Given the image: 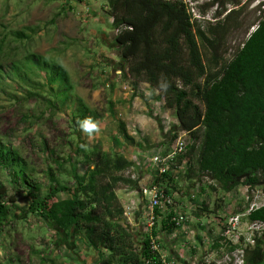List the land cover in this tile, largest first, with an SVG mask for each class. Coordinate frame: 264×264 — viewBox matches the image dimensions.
<instances>
[{
	"label": "rangeland",
	"instance_id": "rangeland-1",
	"mask_svg": "<svg viewBox=\"0 0 264 264\" xmlns=\"http://www.w3.org/2000/svg\"><path fill=\"white\" fill-rule=\"evenodd\" d=\"M226 1L231 10L244 3L248 5L239 20L240 25L232 30L221 50L223 59L229 61L256 27L257 6L261 0ZM237 1L239 3L234 5ZM198 2L200 11L205 14L207 2ZM107 4L108 0H0V46L4 55L0 63L15 62L19 66L15 72L6 66L9 72L0 77V139L25 161L28 182L15 185L10 182L11 176L3 173L9 195L16 202L14 205L8 200L5 202L9 216L0 222V264H96L99 253L88 248L79 233H64L47 224L41 214L29 212L31 195L44 197L55 185L54 178L60 185L73 188V168L82 174L87 158L93 164L104 153L122 155L134 162L135 169L122 175L132 179L139 177V186H149L155 176V171L149 168V158L159 151L169 152L173 147L174 142H165L164 135L177 125L174 113L164 108L157 90L146 83L134 85L119 69V54L114 48L116 31L110 26L112 20L107 15ZM18 32H23L26 38L18 37ZM202 51L207 58L206 49L202 47ZM30 54L43 56L65 68L68 81L60 85L93 112L94 130L85 132L81 127L76 130L72 122L76 105H71V98L60 99L58 104L62 110L56 111L50 110L42 97L30 95L29 91H33L49 98L44 72L35 70L25 61ZM10 76L16 79L26 76L38 85L22 81L18 85L9 80ZM118 120L127 123L131 136L142 149L123 141L117 132ZM187 140L190 142L189 135ZM188 162L186 158L180 163L181 168L173 175L174 182L167 180V186L190 217H194L199 208H209L210 213L202 212L204 219L197 223V228L189 225L191 218L183 231L178 228L174 233L160 234L162 248L171 259L182 254L184 259L180 264L200 260L240 264V252L227 247L220 255L211 253L210 244L213 237L222 234L219 220L243 211L246 187L239 186L231 193L218 188L213 191L211 186L215 184L208 178L186 177ZM131 191L137 190L119 185L116 193L122 206ZM261 194L264 189L258 188L256 195ZM69 195L59 193L53 200ZM132 196L140 202L137 194ZM141 207L129 222L124 221L135 234L137 247L143 234L141 221L135 222L134 218L140 210L145 212L146 206Z\"/></svg>",
	"mask_w": 264,
	"mask_h": 264
},
{
	"label": "trees",
	"instance_id": "trees-1",
	"mask_svg": "<svg viewBox=\"0 0 264 264\" xmlns=\"http://www.w3.org/2000/svg\"><path fill=\"white\" fill-rule=\"evenodd\" d=\"M219 1L207 3L205 12ZM226 4V0L221 4L224 11ZM244 5L231 10L218 23L205 25L192 19L183 0H108L107 4L110 26L116 31L114 48L119 54L120 71L134 85L146 83L157 90L164 108L174 113L177 125L166 132L165 142H175L179 133L189 135L187 154L179 158V163L189 159L186 177L208 178L215 184L211 186L213 191L218 188L225 193L239 186L264 189V0L258 2L255 30L232 59L224 60L221 51L232 30L240 25L248 7ZM251 27L248 26V31ZM17 36L26 38L23 32ZM202 47L209 54L207 58ZM3 56L0 46V61ZM25 61L44 72L49 98L33 91H29L30 95L42 97L48 108L56 111L61 109L60 99L71 98V105H76L72 116L76 130L83 121L92 122L93 112L82 100H74L69 89L61 87L62 82L68 81L62 65L36 54H30ZM6 66L14 72L19 69L15 62L0 63V77L9 72ZM10 79L18 85L22 82L38 85L26 76ZM117 132L129 146L143 148L131 136L125 121H117ZM1 141L0 222H3L9 216L5 202L8 200L12 205L16 202L9 195L3 173L11 176L10 182L15 185L28 182L25 161ZM86 162L82 174L73 168V188L60 185L54 178L55 185L44 197L32 194L29 212L41 214L47 224L64 233H79L84 244L99 253L96 264H161L150 250L148 236L143 235L137 247L135 234L124 224V209L116 193L119 185L132 190L140 188L139 177L122 175L135 169L136 164L122 155L106 153L93 164L88 158ZM240 177L243 179L238 181ZM167 180L174 182L170 174L162 177L155 174L151 183L165 186L166 193L171 195ZM64 192L70 195L53 200ZM202 212L210 210L199 208L195 216L201 217ZM247 220L264 222V207L253 211ZM176 229L163 217L152 234L168 235ZM227 247L229 244L222 236L213 237L210 252L220 255ZM241 257L243 264H264V236L255 237L254 245L243 250ZM199 264L215 263L200 260Z\"/></svg>",
	"mask_w": 264,
	"mask_h": 264
},
{
	"label": "built area",
	"instance_id": "built-area-1",
	"mask_svg": "<svg viewBox=\"0 0 264 264\" xmlns=\"http://www.w3.org/2000/svg\"><path fill=\"white\" fill-rule=\"evenodd\" d=\"M183 1L192 19L202 23L205 22V25L218 23L231 11L230 4H226V10L224 11L221 3L216 2L212 7L206 10L205 14H202L198 4L199 0ZM212 1L213 0H205L207 3H211ZM219 12H222L220 16L218 15ZM254 30L255 28L253 31ZM189 145L190 142L187 140V133H182V136L176 138L169 152L162 153L159 151L149 158V168L155 171L158 177H162L166 174L173 176L177 170L181 168L179 158L187 154ZM258 188L259 187L251 189L246 187V206L243 211L228 217L225 216L222 220H219L222 225L221 236L224 238V242L228 243L230 248L240 252V254L243 250L254 245L255 237L264 236V222H250L247 220L248 216L253 211L264 207V194L256 195ZM134 194L140 197V202H137L135 199H130L123 205L124 221L127 220L129 222L135 212L139 210L140 206L145 205L146 211L144 218L141 220V230L143 235L149 237V247L153 256L158 257L161 264H180L184 256L177 252V258H169L166 251L161 246V235H153L152 233L163 217L167 219L170 224H174L177 229H184L185 225L191 220L190 215L184 209L185 206L177 202L172 195L167 194L165 186L162 185L151 183L149 186H140L137 191H134ZM206 225H208V223ZM186 264L188 263L186 262ZM191 264L199 263L194 262ZM240 264H243V261H241Z\"/></svg>",
	"mask_w": 264,
	"mask_h": 264
},
{
	"label": "crops",
	"instance_id": "crops-1",
	"mask_svg": "<svg viewBox=\"0 0 264 264\" xmlns=\"http://www.w3.org/2000/svg\"><path fill=\"white\" fill-rule=\"evenodd\" d=\"M133 193H134V191H131V192H129L128 194H127V196L126 197H129V198H127V202L130 200V199H134L133 198ZM140 198V197H139ZM141 206H143V205H141ZM140 206V208H142ZM146 211V210H145ZM144 215H145V212H142L141 210L139 211V214L134 218V220H135V222H137V221H141L143 218H144ZM192 218V222L189 224V225H191L192 224V227H195V225H196V228H197V223H199V221L201 220H203L204 218L203 217H199V218H201V219H199L198 217H196V216H194V217H191ZM197 218V219H196ZM193 219H196V222H194L193 221ZM189 228V227H188ZM181 231H183L184 229H180ZM198 231H200V230H198ZM201 233H203L202 231H200V234Z\"/></svg>",
	"mask_w": 264,
	"mask_h": 264
},
{
	"label": "clouds",
	"instance_id": "clouds-1",
	"mask_svg": "<svg viewBox=\"0 0 264 264\" xmlns=\"http://www.w3.org/2000/svg\"><path fill=\"white\" fill-rule=\"evenodd\" d=\"M80 127L85 132H91L95 129L96 125L91 121L85 120L80 124Z\"/></svg>",
	"mask_w": 264,
	"mask_h": 264
},
{
	"label": "water",
	"instance_id": "water-1",
	"mask_svg": "<svg viewBox=\"0 0 264 264\" xmlns=\"http://www.w3.org/2000/svg\"><path fill=\"white\" fill-rule=\"evenodd\" d=\"M241 179H243V177H240V178L238 179V181H240Z\"/></svg>",
	"mask_w": 264,
	"mask_h": 264
}]
</instances>
